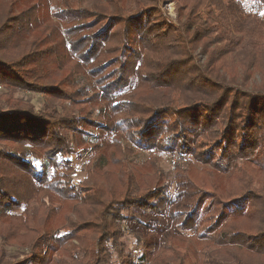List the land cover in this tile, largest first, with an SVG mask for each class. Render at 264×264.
Segmentation results:
<instances>
[{"label": "trees", "instance_id": "trees-1", "mask_svg": "<svg viewBox=\"0 0 264 264\" xmlns=\"http://www.w3.org/2000/svg\"><path fill=\"white\" fill-rule=\"evenodd\" d=\"M162 1L93 0L84 7L83 0H0V62L16 71L0 73V84L40 92L49 102L44 113L0 104L4 135L26 149L7 158L24 179L0 176V240L26 255L5 253L0 264H264L262 193L223 199L213 179L210 202L200 208L203 191L189 176L176 179L183 172L159 185L153 153L194 162L205 175L224 174L233 158L203 161L200 124H222L220 142L230 144L244 127H263L264 0H173L176 22L158 9L152 15ZM210 7L216 14L198 34L201 11ZM198 46L203 71L193 54ZM234 61L246 77L258 71L263 85L244 86L246 79L231 73ZM188 67L194 80H183ZM190 111L200 118L190 121ZM61 127L74 133L70 140L53 132ZM81 140L89 143L77 155L85 176L74 188L69 158L78 151L70 145ZM129 145L151 154L145 181L134 169L124 173ZM151 216L171 222L170 243L135 235L142 250L136 258L123 230L151 228Z\"/></svg>", "mask_w": 264, "mask_h": 264}, {"label": "rangeland", "instance_id": "rangeland-1", "mask_svg": "<svg viewBox=\"0 0 264 264\" xmlns=\"http://www.w3.org/2000/svg\"><path fill=\"white\" fill-rule=\"evenodd\" d=\"M83 6L84 7H90L91 3L93 0H83ZM245 1V0H244ZM247 4L248 2L245 1ZM177 3L176 1L173 0H165L162 2H159L158 7L153 9V14H155V10H160L162 15L166 17L168 20L172 22H176L177 19ZM216 14V11L214 10L213 7L210 8H205L204 10L201 11L200 14V20L196 23V28L198 29V34H200V31H204L207 29V24L208 22L214 17ZM160 19V17H157ZM44 32V31H43ZM42 31L40 34L43 33ZM211 35V34H209ZM212 46H216L212 44ZM217 47V46H216ZM193 54L195 55V60L196 63L200 66L201 70H204L203 63L206 60V55L200 50V46H198ZM215 65V64H214ZM238 62L234 61L229 64V67L231 68V73H233L237 79H246L245 85H257L258 87H261L263 85V82L261 80V75L257 71L252 72L246 77V74H242L240 66H238ZM251 67V66H250ZM251 69V68H250ZM196 70L194 68L188 67L186 69V74H183L184 79L191 78L194 80L191 75H194ZM225 75H229V73H225L222 71ZM0 73H4L7 76H13L16 74V71L13 68H10L9 65L0 62ZM181 77L180 75H176L172 81H175ZM211 77H215L212 75ZM227 81V79H226ZM255 86V87H257ZM48 96H42V94L39 92H33V91H28L24 89H18L14 86H9L5 84H0V104L5 105V106H10L15 103L20 105V108H23V105L26 104V106L35 109V111L44 113L46 112L49 108L47 99ZM54 104L50 105H55ZM16 106V105H15ZM2 107V106H1ZM50 107V106H49ZM3 111H6V109H1L0 110V115L4 113ZM88 111V108H85L83 110V113L86 114ZM18 114H13L16 117L19 115V112L16 111ZM22 112V111H21ZM191 112V111H190ZM36 114V113H34ZM186 114V113H185ZM4 116H1L4 117ZM88 116H93L96 117L95 114H89ZM175 115L173 114H168L166 116L167 120H173L175 119ZM191 120L193 121L195 118H200L197 113L191 112L190 115ZM19 120H17L18 122ZM9 122L6 121L4 123ZM200 126L203 127L202 135L203 138L201 139L202 141V157L203 161H208L210 162L211 160H215L221 164L227 163V159L233 158V160L228 161V164H231L229 166V170L222 174H219L218 172L214 171L213 173L205 175V171L203 168L199 167L198 164L191 162V164L184 162L183 160H178L175 157L170 156L169 154L161 153L159 152H153L154 154H158L157 161H155L156 167L160 171L159 173V179H160V184H162L164 181L171 180V176L174 178L176 173H182L179 174V176H175L176 179L178 180H184L187 178V176L191 177L192 180L200 186L201 191H203V199L200 201V208H205L209 202L210 198L207 196L208 191H210V180L215 181L217 186L219 185L220 188H224L222 192H217L220 197H223L225 199L229 193L232 194V196H237L236 193H242L247 192V193H252L254 195H257L259 197L258 192L262 193V197H264V125L262 128L256 127L255 125L253 127L246 126L244 127L246 130H244L242 133L238 134L236 137V140L234 141V144H230L229 141L221 143L220 140L224 138V133H223V126L222 124H219L217 126H214L210 121L207 120L206 123L200 124ZM84 128L80 131V134L84 133ZM3 127L0 126V156L4 157V160H0V176L2 178H7L8 175L10 178H14L16 180L17 177H20L22 179L23 172L19 170L17 167L16 162L12 159V161L8 160V156L14 157L12 154L13 152L17 151L19 148L25 149V147L21 146L18 143H15L11 141L9 138H7V135H4V130H2ZM96 129V128H95ZM239 130L236 131V133ZM55 134H58L60 136H69L67 137L69 140L70 138L74 135L72 131H66L63 130L62 127L60 129H56V131H53ZM96 132V131H94ZM72 133V134H71ZM7 134V133H6ZM172 132H168L167 130H164L163 136H171ZM4 135V136H2ZM71 135V136H70ZM246 137V141H242V137ZM235 138V136H234ZM220 145V146H219ZM88 147L89 143L84 142L81 140L80 142L77 143H71L70 149L72 151H78V153H72L70 154V158L72 159L73 166L71 168V171L74 170L73 177L75 178L73 183L70 181V184L73 185L74 188H78V181L80 179H83L85 176L84 170H82L81 167V159H78L79 157L77 156L80 154L81 148L83 147ZM128 147V145H126ZM129 149L126 150L124 154L125 156V168H124V173L127 175V173L134 169L135 171V177L142 178V181H145L146 178L150 177V169H151V160H150V155L148 154L147 150L140 148V147H132L129 145ZM91 148V145H90ZM214 151L212 152V150ZM26 150V149H25ZM221 154V155H220ZM14 155H19V153L14 154ZM66 155V154H65ZM107 156V155H106ZM118 155L115 157L117 158ZM210 157V159L208 158ZM147 159V160H146ZM60 158H57V161H60ZM108 161H113V159H108ZM122 163L116 164L115 166L112 167V169H119L120 165ZM227 164V165H228ZM226 166V165H223ZM231 167V168H230ZM207 169L210 167H206ZM62 170H68V169H63ZM227 169V168H225ZM127 170V171H126ZM69 173V171H68ZM110 174V173H109ZM210 176H209V175ZM230 174V178H226V175ZM122 174H119L117 177H119ZM123 176V175H122ZM116 177V178H117ZM147 180V179H146ZM141 181V182H142ZM248 184L243 190L242 188L239 189V186H242L243 182ZM172 182H170L171 184ZM250 191V192H248ZM228 192V193H227ZM243 192V193H244ZM211 193V192H210ZM230 197V196H229ZM238 197V196H237ZM217 201V200H216ZM54 204L52 203V206ZM188 206H191L188 204ZM193 207V205H192ZM209 207V206H208ZM210 208V207H209ZM210 210L215 214L217 210L215 211L212 208ZM148 223H151L152 227L150 228H145L144 226H137L135 224L127 225L128 227L123 230L125 233V236L122 238L123 240L126 241L127 244V249L128 248H133L136 247L137 244L134 241V236L139 235L140 240L143 242H161L164 245H168L170 243V235H169V229L172 227L171 222L166 219L165 217H155L151 216V218L147 219ZM6 225V223H0V226ZM206 223L204 224V226ZM169 228V229H168ZM262 229H264V226H262ZM171 230V229H170ZM6 232L2 231L1 236H6ZM187 233V232H186ZM184 233V234H186ZM189 234V233H187ZM186 234V235H187ZM12 246H9L2 242L0 240V249L3 250V254H0L1 256L6 257L5 253L8 255H15L13 258L16 259H22L25 257L26 254L21 252L20 246L15 245L13 242ZM140 247L137 246V248L134 250V257H138L141 254V249ZM166 254H170L168 250L165 251ZM116 254V253H112ZM115 256V255H114ZM192 259V258H191Z\"/></svg>", "mask_w": 264, "mask_h": 264}]
</instances>
